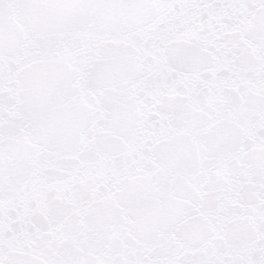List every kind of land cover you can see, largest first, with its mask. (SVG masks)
<instances>
[{"label":"snow or ice","instance_id":"obj_1","mask_svg":"<svg viewBox=\"0 0 264 264\" xmlns=\"http://www.w3.org/2000/svg\"><path fill=\"white\" fill-rule=\"evenodd\" d=\"M0 264H264V0H0Z\"/></svg>","mask_w":264,"mask_h":264}]
</instances>
